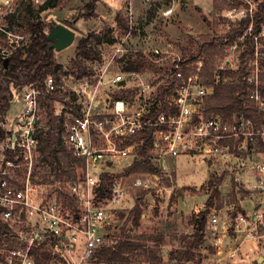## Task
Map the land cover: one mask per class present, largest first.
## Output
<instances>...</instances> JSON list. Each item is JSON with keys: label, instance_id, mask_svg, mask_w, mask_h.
<instances>
[{"label": "built area", "instance_id": "obj_1", "mask_svg": "<svg viewBox=\"0 0 264 264\" xmlns=\"http://www.w3.org/2000/svg\"><path fill=\"white\" fill-rule=\"evenodd\" d=\"M20 1L39 6L48 0H0V33L6 35V42H0L3 58L24 38L23 30L17 33L7 24ZM256 2L229 0L220 13L228 19V28L247 16L252 20L237 39L226 40L218 69L245 67L250 97L264 111V23L259 32L253 31ZM173 11L170 5L162 13L170 16ZM129 14L130 30L117 38L108 55L88 61L90 68L81 75L69 68L60 80L48 75L43 90L34 85L24 87L15 98L17 109L2 122L7 133L0 143V264H101L99 251L115 241L110 229L118 207L139 188L168 190L161 188L152 173L133 176L132 185L126 177L116 176L137 153L139 139L130 138L146 130L156 157L196 155L208 162L221 160L231 167H247L258 193L257 214H264V151L255 147L258 139L264 142V121L258 123L245 115L232 119L220 113L207 115V98L214 93L215 83L204 81L202 58L188 59L154 47L149 50L152 60L162 68L153 76L156 81H143L140 71L123 69L122 58L135 50L128 45L133 27ZM219 79L218 75L216 81ZM161 86L170 92L157 101ZM133 87L138 88L133 99L113 97L115 92ZM58 90L67 92L69 101L68 105L56 103V108L62 106L57 113L63 115L64 143L84 160L82 178L66 183L73 199L57 193L65 184L62 180L50 183L39 178L43 165L37 135L42 125L39 97ZM232 140H241V154L231 150ZM246 214L247 209L234 221L231 217L232 223L228 215L213 216L223 234L215 229L209 244L223 253L229 228L235 231V224L247 225ZM42 250L47 255L40 253L38 260L36 251ZM228 255H236L235 249Z\"/></svg>", "mask_w": 264, "mask_h": 264}, {"label": "trees", "instance_id": "obj_2", "mask_svg": "<svg viewBox=\"0 0 264 264\" xmlns=\"http://www.w3.org/2000/svg\"><path fill=\"white\" fill-rule=\"evenodd\" d=\"M226 0H213L214 9H220L224 6ZM256 10L253 15V31L259 32L264 23V0H256ZM60 0H48L46 3L33 6L28 2L20 1L14 13L8 16V28L15 32L23 31V34H28L27 39L22 38L20 46L8 57L7 62L0 54V143L6 136V129L3 121L6 120L12 103L16 98L17 93L24 87L34 85L41 90L44 89V79L48 75H54L58 80L62 75L67 73V69H74L77 75L87 72L90 68L89 61L101 59L103 51L100 45L106 43L112 45L118 37L124 36L130 30V14L129 7L126 10L119 9L115 13L116 27L110 24L105 26L100 31L91 30L85 36H82L78 41L77 52L69 58V66H65L59 62L56 57L57 50L49 46L47 39L48 31L45 29L41 14L50 9L57 7ZM99 0H89L84 6V17L89 19L97 16V6ZM161 3L155 2L148 9V19H151L157 8H160ZM170 6L168 3L166 7ZM220 21L208 19V25L211 31L201 33L198 39H193L194 36L188 33L194 43L195 50L184 49L181 52L184 58L204 60L203 79L205 82H214V93L208 96L206 103V113H220L226 119L245 115L260 123L264 121V111L255 104L250 97V83L245 78V67L241 66L237 70H219V60L224 53V45L227 42H233L237 39L250 25L251 17L243 18L238 24H230L225 33L220 34L218 26L220 22L226 21L225 18H220ZM138 28L133 25L128 45L135 49L128 52L122 58V67L125 70H136L144 72L151 68L154 75H159L162 68L152 60L153 53H146L143 48H137L134 44V38L138 34ZM0 42H6V35L0 33ZM153 74L145 75L148 81H156ZM220 79L216 81V77ZM230 77L228 79H225ZM138 88H128L120 90L113 94L114 98L130 97L134 98ZM17 92V93H16ZM169 88L161 86L157 91L156 100H163L166 93H169ZM67 92L62 90L56 91L54 95L41 94V127L38 129L37 135L40 139V150L42 154V172L39 178L44 182L55 183L57 180H62L65 184L63 188L56 189L59 196L65 199L72 198L73 195L69 191L67 184L70 181L80 180L82 175L80 172L84 166L83 158L74 154L63 140L62 134L64 131L63 115L57 113L56 103L63 101L66 105L69 101L65 99ZM264 96V89H263ZM155 109V106L153 107ZM135 138L139 139L137 153L133 158L128 160L123 168H119L116 176L129 177L138 174L152 173L160 179L165 178L163 171L156 163V155L152 152L151 137L148 130L131 137L130 141ZM231 150L237 154H241L239 149L241 140L236 143L230 141ZM255 147L258 150L264 151V142L258 139ZM228 171H223L220 174L213 173L210 175L207 185L210 189V194L205 201L204 208L201 209L195 218V231L192 233V240L172 250L170 257L182 262L184 260H194L196 257L195 250L204 245L206 242L205 231L207 227V218L213 208L223 207L222 191L219 185L224 181ZM168 186L173 185L170 178H166ZM237 181H233L232 198L230 203L236 202L237 211L231 215L233 221L238 212L246 213V209L240 205L237 192L235 191ZM238 185V184H237ZM187 189L188 187H184ZM155 191L152 188H139L135 192V205L131 208L128 215V222L131 221L135 228L141 225L142 213L144 211L145 197ZM249 192V191H248ZM238 198V199H237ZM124 215V214H122ZM234 228L231 229L234 234ZM115 237V238H114ZM114 243L110 247L101 249L98 253V259L101 264H132L140 256H144L149 264H165L163 244L165 241L163 233H133L128 232L124 226L121 235H114ZM37 252L36 258L40 259L46 256L44 250Z\"/></svg>", "mask_w": 264, "mask_h": 264}, {"label": "rangeland", "instance_id": "obj_3", "mask_svg": "<svg viewBox=\"0 0 264 264\" xmlns=\"http://www.w3.org/2000/svg\"><path fill=\"white\" fill-rule=\"evenodd\" d=\"M88 1L60 0L57 7L50 8L41 14L43 25L48 32L62 24L75 33L73 43L56 52L58 61L65 66H69V58L76 54L78 41L82 36L87 35L91 30L100 31L105 24L116 27L115 13L121 8L126 10L129 7L133 25L136 24L139 27L138 34L133 40L137 48H143L146 53H150L149 50L154 47L167 49L171 53H181L184 49L195 50L194 43L187 34L191 33L194 36L193 39H198L201 33L211 31L208 19L220 21L219 17L225 18L220 13L229 3V0H226L222 8L214 9L213 0H99L98 15L86 19L83 13ZM155 2H160L163 6L157 8L154 16L148 19V9ZM168 3L173 5L174 11L170 16H164L162 11ZM225 19L226 21L220 22L218 26L220 34L228 29V19ZM24 37L27 39L28 34L24 33ZM100 47L103 51L102 58L112 49V45L106 43L101 44ZM148 69L149 71H140L141 80L148 81L145 75L153 74L151 68ZM17 107L18 103L14 100L9 114L14 113ZM57 108L60 111L61 104H58ZM155 159L165 175V178L156 177V180L159 179L161 188L165 186L168 190L153 191L145 197L141 225L137 228L127 220L131 208L135 205V192H133L116 210L113 226L110 229L113 237L114 235L119 237L124 226L128 232L133 233H163L165 264H264V214L261 217L257 214L259 205L255 196L257 197L258 193L254 188L253 173L247 167L243 165L231 167L221 160L208 162L203 157L185 154L166 155ZM225 170L228 174L219 185L222 191L223 207L213 208L209 213L205 231L206 241L211 239L213 232L217 229L212 220L213 216L228 215L231 219L233 212L237 211L236 202L230 203L233 200L231 192L233 181H237L238 185L236 184L235 187L237 197L242 198L241 205L247 209V225L235 224L234 234L229 228V238L226 240L223 253H219L215 246L205 242L203 246L195 250L194 260L177 262L170 257V253L173 249L182 247L192 240L196 215L202 209L201 207H204L210 194L207 185L210 175L220 174ZM80 174L82 175V171ZM133 176L126 177L128 185H132ZM167 177L173 183L170 185L171 190L166 183ZM176 205H186V210ZM240 214L242 213H237V215ZM217 231L218 234H223L219 229ZM231 248L235 249L236 255H228ZM132 264H149V262L142 255Z\"/></svg>", "mask_w": 264, "mask_h": 264}, {"label": "water", "instance_id": "obj_4", "mask_svg": "<svg viewBox=\"0 0 264 264\" xmlns=\"http://www.w3.org/2000/svg\"><path fill=\"white\" fill-rule=\"evenodd\" d=\"M47 39L50 47H53L56 50H61L73 43L75 40V33L67 26L59 24L48 32ZM7 60L8 58H5V62H7ZM99 189L101 192H104L103 186H100Z\"/></svg>", "mask_w": 264, "mask_h": 264}, {"label": "crops", "instance_id": "obj_5", "mask_svg": "<svg viewBox=\"0 0 264 264\" xmlns=\"http://www.w3.org/2000/svg\"><path fill=\"white\" fill-rule=\"evenodd\" d=\"M168 187H170V189H171V186H168ZM240 203H242L241 202V199H240ZM177 207H179L180 209L182 208V209H184V210H186V205H176ZM243 208H246V207H244V205H241ZM202 209L204 208L203 206L201 207ZM207 243V242H206ZM209 243V242H208Z\"/></svg>", "mask_w": 264, "mask_h": 264}]
</instances>
